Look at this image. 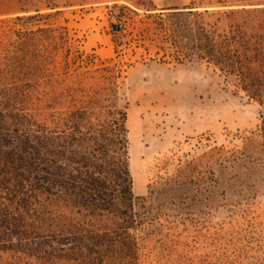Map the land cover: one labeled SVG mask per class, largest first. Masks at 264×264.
Returning a JSON list of instances; mask_svg holds the SVG:
<instances>
[{
    "label": "trees",
    "instance_id": "obj_1",
    "mask_svg": "<svg viewBox=\"0 0 264 264\" xmlns=\"http://www.w3.org/2000/svg\"><path fill=\"white\" fill-rule=\"evenodd\" d=\"M43 2L0 0V15L16 14L0 18V264H146L141 242L162 214L133 193L127 113L117 105L123 65L72 69L69 30L48 22L55 13H42ZM133 5L148 13L132 9L128 46H155L176 63L195 56L260 106V152L235 159L249 178L230 186L243 198L229 205L246 206L196 230L204 260L186 244L174 261L264 264V205L255 201L264 195V0H192L158 12L152 0ZM223 183L211 178V211L225 207Z\"/></svg>",
    "mask_w": 264,
    "mask_h": 264
},
{
    "label": "rangeland",
    "instance_id": "obj_2",
    "mask_svg": "<svg viewBox=\"0 0 264 264\" xmlns=\"http://www.w3.org/2000/svg\"><path fill=\"white\" fill-rule=\"evenodd\" d=\"M191 2L152 0L157 8L153 12L182 8ZM39 8L45 14L55 13L48 22L68 28L73 44L72 69L80 64V70L117 62L123 65L117 105L127 113L133 193L148 197V205L159 207L162 214L146 231L142 253L149 254L146 264H177L174 260L186 244H203H196L200 234L196 230L210 226L211 220H235L246 206L244 202L236 207L229 205L243 198L230 186L235 182L240 190L241 178H249L242 166L244 160L242 164V159H235L260 152V106L236 91L233 77L226 78L195 56L176 63L169 56L164 58L155 46H137L135 42L128 46L130 22L135 18L132 9L140 17L148 13L136 8L133 0H44ZM33 9L27 14L36 13ZM13 16L16 14L0 18ZM121 24L123 29L118 31ZM78 54L84 62L76 58ZM90 81L94 85L97 78ZM211 178L224 182L221 193L226 190V196L219 192L217 199V204L225 207L212 211ZM169 181L173 188L166 185ZM172 200L175 204H166ZM255 201L263 207L262 191ZM171 242L172 250L167 251L166 244ZM206 253L199 246L190 256L202 261Z\"/></svg>",
    "mask_w": 264,
    "mask_h": 264
}]
</instances>
